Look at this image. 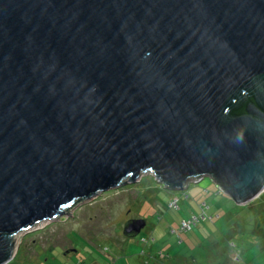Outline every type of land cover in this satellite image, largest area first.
<instances>
[{"label":"water","instance_id":"95a60500","mask_svg":"<svg viewBox=\"0 0 264 264\" xmlns=\"http://www.w3.org/2000/svg\"><path fill=\"white\" fill-rule=\"evenodd\" d=\"M145 174L264 193V0H0V264L22 232Z\"/></svg>","mask_w":264,"mask_h":264},{"label":"rangeland","instance_id":"374dc122","mask_svg":"<svg viewBox=\"0 0 264 264\" xmlns=\"http://www.w3.org/2000/svg\"><path fill=\"white\" fill-rule=\"evenodd\" d=\"M198 186L201 183L190 181L184 190H171L152 174L142 175L136 181L83 200L70 210V215L61 214L22 232L7 264H107L108 259L111 264H146L144 251L151 249L170 256L168 261L173 264H219L222 259L217 251L211 253L210 246L219 247L221 254L229 252L230 240L236 243L234 250L241 251L242 262L247 257L257 261L264 250V227L258 229L262 221L257 213L262 206L256 210L249 207L251 202L248 206L239 204L221 191V206L234 202L221 214L220 206L211 203L216 198L203 200L191 194V188ZM185 194L188 198H184ZM173 198L179 199V208L168 206ZM258 202L256 199L252 206ZM202 203L212 205L207 215L215 219L201 220L192 231L175 235L181 219L201 215ZM130 219L146 221L135 237L123 234Z\"/></svg>","mask_w":264,"mask_h":264},{"label":"crops","instance_id":"0c3cea01","mask_svg":"<svg viewBox=\"0 0 264 264\" xmlns=\"http://www.w3.org/2000/svg\"><path fill=\"white\" fill-rule=\"evenodd\" d=\"M197 183H201V186L192 187L191 188V194L193 196H195L196 198L200 197L203 200L216 198V201L211 200V203H214L215 205L218 204L220 206V209H218V210H220L221 214L222 213L224 214V211H226L228 208H230V207H232L234 205V202L232 200L229 203L224 202L222 206L220 205L218 197H219V195L222 192L216 186L215 182H213L210 179V177L202 178ZM263 197H264V195L257 199V200H259L258 203H260V204H257V205L254 204L252 206V203H254V201L251 202V204H249V207L256 208V210H257V207H259L260 205L262 206V208L260 209V212H257L259 217H260V220L262 221V224H260L259 227L257 225L258 229H260L261 226L264 227V199H263ZM226 198H228V197H226ZM178 201H179V199H178ZM228 201H230L229 198H228ZM246 206H248V204ZM208 207H209L208 208V211H209V210H211L212 205H211V207L208 205ZM216 215L219 216V218H220V215H218V214H216ZM208 216H210V215H208ZM213 219H215V218H213ZM213 219L211 221H213ZM210 247L212 249V250H210L211 253L217 251L216 255L222 259V261L219 264H264V250H263L262 254H259L260 256L258 257L257 261L251 262L248 259V257L245 255L247 257V261L242 262L239 259V257L241 256V251L240 252H236L234 250L236 248V246L235 247L231 246L228 243L229 252L226 251V252H224L222 254H221V251H219V249H220L219 247L218 248H217V246H213V247L210 246ZM231 248H232V250L230 251ZM263 248H264V246H263ZM144 252H145V255H143V256L148 259V261H145L146 264H173V263L168 261V260L172 259V258L170 259V256L166 257V255L165 256L164 255H160L158 252H155L152 249L149 250V251H144ZM242 254H243V252H242ZM262 256H263V259L261 260ZM186 264H188V263H186ZM202 264H204V263H202Z\"/></svg>","mask_w":264,"mask_h":264},{"label":"trees","instance_id":"16d2710c","mask_svg":"<svg viewBox=\"0 0 264 264\" xmlns=\"http://www.w3.org/2000/svg\"><path fill=\"white\" fill-rule=\"evenodd\" d=\"M253 99V97H252V94H250L249 92H247V91H245V92H243L241 95H240V98L239 99H235V101L233 102V105H231L230 106V108L228 109V111H227V116H229V117H236V116H239V115H243V114H245V106H246V104L249 102V101H251ZM264 195V193L260 196V197H262ZM259 197V198H260ZM184 198H188V195H186V196H184ZM257 201H259V200H257ZM179 202V201H178ZM179 204V203H178ZM177 204V207L176 208H179V205ZM204 204V207L202 206ZM199 207H200V209L202 210V213L201 214H204L205 213V215L207 216H205V219H203V221H207V219L208 220H212L213 219V217L212 216H208L207 215V210H208V205L206 204V203H202L201 205H199ZM175 209V208H174ZM192 216H195V215H192ZM191 216H188L187 218H183V219H181V220H188L189 218H190ZM197 217H199V216H197ZM201 221V220H200ZM199 221V222H200ZM181 222V221H180ZM180 222H179V224H180ZM198 222V223H199ZM197 223V224H198ZM196 224V225H197ZM196 225H194L193 227H191V229L189 230V231H187V232H190V231H192L193 230V228L196 226ZM187 232H185V233H187ZM179 236V235H178ZM143 239V238H142ZM142 242V241H141ZM231 246H236L235 244V242L234 241H232V240H230L229 242H228ZM107 264H111V260L110 259H108V263Z\"/></svg>","mask_w":264,"mask_h":264},{"label":"built area","instance_id":"2783aa9c","mask_svg":"<svg viewBox=\"0 0 264 264\" xmlns=\"http://www.w3.org/2000/svg\"><path fill=\"white\" fill-rule=\"evenodd\" d=\"M201 179H196V180H192V181H195L197 183ZM184 189L185 188H183L181 190H184ZM186 195L187 194H185V196ZM177 204H178V198H173L169 202L168 206H170V208H176L177 207ZM202 206L204 207V204ZM205 216L206 215L204 213V214H201L199 217H197V216H191L188 220H181V222L179 224V230L177 232H173V233H175V235L178 236L180 233H185V232L189 231L191 229V227H193L194 225H196L200 220L205 219Z\"/></svg>","mask_w":264,"mask_h":264},{"label":"bare ground","instance_id":"6f19581e","mask_svg":"<svg viewBox=\"0 0 264 264\" xmlns=\"http://www.w3.org/2000/svg\"><path fill=\"white\" fill-rule=\"evenodd\" d=\"M141 176H142V175H141ZM141 176H140V177H141ZM140 177H139V178H140ZM139 178H137V179H139ZM137 179H136V180H137ZM12 256H13V255H12Z\"/></svg>","mask_w":264,"mask_h":264}]
</instances>
